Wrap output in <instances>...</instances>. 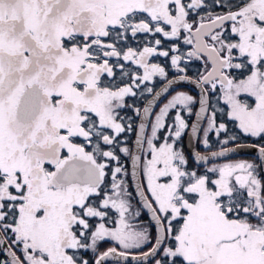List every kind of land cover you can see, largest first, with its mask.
<instances>
[{
	"label": "snow or ice",
	"instance_id": "obj_1",
	"mask_svg": "<svg viewBox=\"0 0 264 264\" xmlns=\"http://www.w3.org/2000/svg\"><path fill=\"white\" fill-rule=\"evenodd\" d=\"M212 6L0 0V264H264V0Z\"/></svg>",
	"mask_w": 264,
	"mask_h": 264
},
{
	"label": "water",
	"instance_id": "obj_2",
	"mask_svg": "<svg viewBox=\"0 0 264 264\" xmlns=\"http://www.w3.org/2000/svg\"><path fill=\"white\" fill-rule=\"evenodd\" d=\"M192 77V76H191ZM195 78V77H193ZM163 85V82L158 86V88H156L155 90L156 91H160L161 87ZM184 88H187L191 91H193L197 98H198V89H196L194 86L192 85H186L184 86ZM169 95H162L158 100L154 101V108H153V111L155 112V110L159 107V105L168 97ZM152 97L151 96H148L146 98V100L142 103L141 106L139 107H135V108H138L141 110V113H143V108L146 106V104L148 103L149 100H151ZM198 106H196L195 108V111L197 110ZM133 111H134V108H133ZM134 116L136 118V124H135V129H134V133H133V138H132V142H131V149L132 151L135 153L136 152V145H135V140H136V135H137V129H138V126L139 124L141 123V117L140 116H137L135 111H134ZM195 117L193 115L192 117V120H191V123L194 121ZM242 143H250V142H242ZM184 147H185V152L186 154H189L192 150V145L189 143V139L188 137L186 136L185 137V142H184ZM196 148H197V145H196ZM238 156H251V157H254L257 159V153H256V150L255 149H252V148H241L236 154H234L232 157L230 158H235V157H238ZM128 170H129V181H130V185L132 187V190L134 192V195H135V182L131 179V161L128 159ZM138 200V198H137ZM146 214V213H145ZM146 216L148 217V215L146 214ZM149 219V217H148Z\"/></svg>",
	"mask_w": 264,
	"mask_h": 264
},
{
	"label": "flooded vegetation",
	"instance_id": "obj_3",
	"mask_svg": "<svg viewBox=\"0 0 264 264\" xmlns=\"http://www.w3.org/2000/svg\"><path fill=\"white\" fill-rule=\"evenodd\" d=\"M133 45H134V42H133ZM190 49H191V48H190ZM159 58H161V57H159ZM153 60H154L155 62L158 63V58H157V57H154ZM192 62L197 63V67L199 68V73H201L202 71H205V66H204L203 61L193 59ZM209 67H210V66H209ZM155 88H158V82L156 83ZM183 89H185V88H183ZM183 89H182V90H183ZM172 94H174V93H172ZM139 95H140V94H138L136 97L138 98ZM134 98H135V97H133V98L130 97L131 100H134ZM141 98H142V100H141L140 104H142V103L146 100V99H145V98H146L145 95H142ZM170 98H171V95H169V96H168V97H167V98H166V99H165V100L159 105V107L155 110V113H158L160 107H162L165 103H167V100L170 99ZM127 102H128L129 105H133V104L128 100V98H127ZM213 103H215V98H213ZM130 108H133V107H128V108H126V109H130ZM195 108H196V106H195ZM126 109H123L122 111H124V110H126ZM192 117H193V116H192ZM153 120H154V117H153ZM191 120H192V118H191ZM126 122H127V121H126ZM218 122H226V123L228 124V127H229V133H235V132H238V129H236V128L233 126L232 122L227 121L226 117H224L223 119H221V118H219V115H218ZM190 123H191V121H190ZM127 134H129V133H127ZM161 135H163V132H161ZM223 136H224V134H222V137H223ZM212 140H213V142L215 141V137H214V136L212 137ZM214 146H215V145H214ZM184 148H185V147H184ZM197 149H199V150H203V149H202V146L199 145V144H197ZM232 160H243V157H242V156H238V157L232 158ZM220 162L222 163V162H224V161H220ZM128 182H129V184H130L129 177H128ZM129 191H131V192L133 193V196H135V195H134V192H133V190H132L131 185H130ZM133 208H134V209L139 208V204L137 203V200H133ZM132 223L135 224V225H138V226L143 227V226H145V225H147V224L149 223V219H148V217L146 216V214L144 213V214H142V215L139 217L138 220H135V219L132 220ZM108 246H109L108 244H104V245L101 246V249H100V250H101V251H104V250H106V248H107ZM87 258L90 260V264H94V256H93L92 253H88V254H87Z\"/></svg>",
	"mask_w": 264,
	"mask_h": 264
},
{
	"label": "trees",
	"instance_id": "obj_4",
	"mask_svg": "<svg viewBox=\"0 0 264 264\" xmlns=\"http://www.w3.org/2000/svg\"><path fill=\"white\" fill-rule=\"evenodd\" d=\"M226 3H227V2H226ZM211 10H212V11H215V12H222V11H224V9H221V8H219V7H213ZM179 46H180L182 52H186V51H188V50H191V49H190L191 46H190V45H186V44H184L182 40L179 42ZM159 60H160V59H159ZM161 63L163 64V66L170 67V62L167 61V60H165V58H163V57L161 58ZM202 72H204V71H202ZM202 72H201V73H202ZM187 74H188L189 76H192V77H196V76L199 74V68L197 67V63L191 61V63L188 65ZM170 75H171V73H170ZM162 82H163V81H158V86H159ZM155 89H156V88H155ZM183 90H184V91H187V92H189V94H191V95L197 97L196 94H195L193 91H191V90H189V89H187V88H185V89H183ZM141 105H142V104L137 105V107H139V106H141ZM134 108H135V107H134ZM131 111H133V108H132ZM194 112H195V106H194ZM133 115H134V111H133ZM134 117H135V116H134ZM172 118H173V117H172V114H170V117L168 118L169 122H171ZM186 118L188 119V121H189V123H190L192 117H186ZM135 124H136V121H134L133 124H132V126H133V132H134V129H135ZM185 137H186V136H185ZM185 137H184L183 140L181 141V144H182V147H183L184 152H185V148H184ZM132 138H133V134L130 136L129 140L126 141L127 146H129L130 148H131ZM240 142H251V140H250V138H242V140H241ZM185 153H186V152H185ZM121 155H122V154H121ZM243 160L255 161V160H257V159H255L254 157H248V156H246V157H243ZM122 162H123V163L125 164V166L128 168V159L125 158V157H122ZM257 162H258V161H257ZM126 179L128 180V177H127Z\"/></svg>",
	"mask_w": 264,
	"mask_h": 264
},
{
	"label": "rangeland",
	"instance_id": "obj_5",
	"mask_svg": "<svg viewBox=\"0 0 264 264\" xmlns=\"http://www.w3.org/2000/svg\"><path fill=\"white\" fill-rule=\"evenodd\" d=\"M224 2L226 3V2H228V0H224ZM207 3H208V5H209V10H211L212 8H213V6H212V0H207ZM134 47L136 46L135 45V42H134V45H133ZM162 58V57H161ZM161 58H158V63H161ZM160 59V60H159ZM170 62V61H169ZM162 64V63H161ZM162 66H163V64H162ZM159 81V80H158ZM142 95H145V97L147 98L149 95L147 94V93H142V94H140L139 95V97L137 98V97H135L134 98V100H131L130 99V97H128V100L134 105V107H137V105H140V102H141V100H142V98H141V96ZM133 98V97H132ZM145 98V99H146ZM132 110V108H130V109H126V110H124V111H122V115L125 117V120L128 122V118H130V120H131V123L133 124V122L134 121H136V118L134 117V115H133V111H131ZM171 114V113H170ZM169 117H170V115H169ZM219 118H220V116H219ZM134 132L132 131L131 133H129V134H123L125 137H126V141L127 140H129V138H130V136L133 134ZM163 135H164V133H163ZM242 157H246V156H242ZM248 157H251V156H248ZM230 159H232V158H230ZM256 159V158H255Z\"/></svg>",
	"mask_w": 264,
	"mask_h": 264
}]
</instances>
